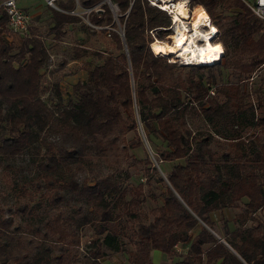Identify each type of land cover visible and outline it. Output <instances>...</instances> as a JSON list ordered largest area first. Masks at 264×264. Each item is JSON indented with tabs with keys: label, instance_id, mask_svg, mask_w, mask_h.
<instances>
[{
	"label": "trees",
	"instance_id": "obj_1",
	"mask_svg": "<svg viewBox=\"0 0 264 264\" xmlns=\"http://www.w3.org/2000/svg\"><path fill=\"white\" fill-rule=\"evenodd\" d=\"M100 2L55 5L89 8L87 22L108 32L47 6L54 37L80 23L116 51L74 44L59 65L88 56L98 62L71 85L65 103L57 82L47 84L41 72L48 61L41 36L30 28L25 36L8 34L0 7V175L16 197L10 214L0 210V264H100L105 249L125 252L126 264H150L151 251L177 256L173 264H264V218L257 216L264 208V94L252 104L242 89L264 66V23L239 0H188L216 28L223 62L183 66L151 50L170 34L164 11L147 0H111L120 37L113 11ZM220 68L235 81L218 87L210 75L202 80ZM138 129L155 163H172L166 184L146 151L140 159L131 153L142 145ZM136 162L147 183L154 176L163 185L157 195L148 192L157 205L146 223L135 210L146 197L143 184L127 182V166ZM231 208H239L233 229L215 234L213 214ZM130 220L127 235L122 221ZM86 226L93 237L84 260L69 261ZM177 245L187 247L177 254Z\"/></svg>",
	"mask_w": 264,
	"mask_h": 264
},
{
	"label": "rangeland",
	"instance_id": "obj_2",
	"mask_svg": "<svg viewBox=\"0 0 264 264\" xmlns=\"http://www.w3.org/2000/svg\"><path fill=\"white\" fill-rule=\"evenodd\" d=\"M172 1H176V0H172ZM245 1L248 3L252 2V0H245ZM100 3H105L110 8V10L113 11L114 26L112 30L119 31L121 25L120 22L117 20V11L115 6L112 5L111 0H101ZM15 5L19 9H24V10L29 9L30 12L37 13V14H33L26 10L31 17L29 28L35 30L36 33H38L41 36L43 45L46 48L48 54L47 65L41 70V72L44 75V79L47 82V84H52V82H57L60 91V97L63 103H65L66 99L70 97L71 85L77 81H82L85 78V72H86L85 70L91 65L98 62V60H96L94 57L88 56L78 61H68L63 66L59 65L61 62L60 60L65 59L67 57L68 52L71 50L74 44L82 43L92 50H98L101 52H106L111 54L116 53L112 44L110 43V40L108 41V39H103L98 34H93L88 32L86 29L80 27V23H72L70 25L65 24L61 29L63 31V34L58 38L54 37L53 32L50 31V27H51L50 13L47 10L48 7L42 2V0H15ZM94 8L95 10H97L99 8V4L94 6ZM186 8L187 11L189 12L190 17H192L199 10L204 11V9L193 11L192 10L193 7L188 8L187 3H186ZM220 12H222L225 15L228 14V11L225 9L220 10ZM76 13L78 14V16H80L82 22L87 24V20L85 16L82 15L83 13L80 12V9L79 10L77 9ZM189 21L190 20H186L184 24L189 26ZM172 33L173 32L171 31L170 34ZM169 35L165 36L162 41L170 43L171 39L169 38ZM213 40L214 42H217L216 38H214ZM156 41L158 40H154L151 46L155 53L157 52L158 54H160L155 48ZM170 44H172V42ZM171 52L169 55H166L168 57V62H173L176 63L177 65H180L177 62L178 59L174 58ZM219 62L222 63L223 59L221 58ZM209 75L213 77L212 79L214 80L215 83H217L218 87H222L228 82L231 83L235 81L234 76L231 75L230 71L225 68H220L219 71L212 72L211 74L204 71L201 75L202 80L203 81L210 80L211 78H209ZM242 84H243L242 89L245 90L249 95L248 102L255 104V99L258 96L260 97L261 96L260 94H264V66L262 70H260L256 75L252 76V78L249 79L248 81H244ZM43 100L48 104L50 100L53 101L54 99H50L48 96H44ZM138 133L142 141V145L141 147L134 148L131 151V153L135 156V158L140 159L143 157V150L146 151L149 155V159L152 163V166L155 167L156 173L162 177L163 183L166 184L165 175L168 173L169 166L172 163L162 162L160 164H156L155 161L153 160V157L151 156L149 149L145 144L143 135L140 133V129H138ZM125 167L126 166H123L122 168ZM127 167L129 172L131 173L127 182H129V184H131L132 187H135L139 183L143 184L142 192L143 195H145L146 197L145 200L142 202L141 207L140 208L136 207L137 209L135 210L137 212V217L139 221L142 223H146L151 219V215L149 214V209L157 205L156 202L150 200L148 196V192L151 191L153 192L154 195H157L160 191L163 190L162 189L163 185L162 183H158L155 180L154 176L150 177L148 183L145 181L142 172L144 168V164H139V162L138 163L136 162L134 165ZM6 182H7L6 179L0 175V210L2 211L3 216H6L11 213L13 209L12 205L14 204L15 202L14 200L16 199V197H14V194L9 190L8 184ZM18 200L20 202H26L30 206L32 205L31 201L28 200L26 196H22ZM238 211L239 208H231L224 210V212L220 214L218 213L213 214L212 218L214 219L215 222V226L213 227V230L215 234L222 235L223 232L227 230L226 228H228V230L232 229V226H234L232 222V217ZM262 213L264 215V209ZM49 214L50 216L54 215L53 212H49ZM257 216L263 218L261 214H257ZM220 217L222 219L225 218L226 224L225 221L224 220L222 221ZM14 219L17 222L19 221L23 223V219L19 217V214H15ZM132 221L134 220L122 221L126 226L125 234L127 235L131 234L128 225ZM230 222H232V224ZM91 237H93L92 230L88 226L84 227L77 233L75 238L77 239L78 244L76 247L70 248L72 250H70L69 252L70 254L69 261L84 260L83 254L87 249L88 241H90ZM120 240L125 243L124 248L131 250L133 249V246L128 243L127 238L122 237ZM186 247H187L186 245H182V246L177 245L176 253L177 254L183 253ZM177 260H178L177 256L168 257L165 254H162L158 251H153L150 254V262H151L150 264H173ZM98 262L100 264H126V254L125 252L122 251L112 252L110 250L105 249L104 257H102V259H99Z\"/></svg>",
	"mask_w": 264,
	"mask_h": 264
},
{
	"label": "bare ground",
	"instance_id": "obj_3",
	"mask_svg": "<svg viewBox=\"0 0 264 264\" xmlns=\"http://www.w3.org/2000/svg\"><path fill=\"white\" fill-rule=\"evenodd\" d=\"M164 6H168L174 21V31L169 35L172 44L165 41H156L155 48L161 55H169L170 52L185 60L186 64H208L217 62L223 53L219 42H211L216 28L210 23L205 11L199 10L192 17L185 6L186 0H163ZM185 20H190L191 30L185 28ZM178 24V25H177ZM181 35V36H180ZM197 41L202 43L196 44ZM151 49L152 46L150 45ZM154 52V50L152 49ZM154 54H158L157 52Z\"/></svg>",
	"mask_w": 264,
	"mask_h": 264
},
{
	"label": "built area",
	"instance_id": "obj_4",
	"mask_svg": "<svg viewBox=\"0 0 264 264\" xmlns=\"http://www.w3.org/2000/svg\"><path fill=\"white\" fill-rule=\"evenodd\" d=\"M56 1L57 0H42V2L46 6L52 8L55 11L61 12V13L73 14V15L78 16V14L76 13L77 9L78 10L80 9V12L84 13V14H87L90 11L89 8L88 9L80 8L77 3L72 10L64 11L55 5ZM239 1L250 11V13L255 18H257L258 20H260L261 22L264 23V0H252L251 3H248L245 0H239ZM147 2L149 5L155 6L156 8L164 11L169 16V18H170V30L173 32L174 27L176 25H174L172 13H171L170 9L168 8V6L172 5V3H168L166 6H164L163 0H147ZM186 3H188V0H186L185 6H186ZM0 7L2 8L3 12L6 15L7 33L10 35H15V36H25L27 34L28 28L30 26V21H31L30 14L24 9L17 8L15 5V0H0ZM87 24L90 25L88 22H87ZM90 26L95 28V29H100V28L105 29L106 32H108L110 30L109 27H105V26L104 27H94L92 25H90ZM185 28L187 29V31L190 32V30H191L190 22H189V26L185 25ZM171 31H170V33H171ZM117 32L119 33V35L121 34V30H119ZM215 35H216V33H215ZM215 35H214L213 39L216 38ZM7 36H8L7 39H9V35H7ZM166 36H168V35H166ZM213 39L211 40V42L214 41ZM170 43H171V40H170ZM199 43H202V42L201 41L196 42V44H199ZM172 55L174 56V58L178 59V61L177 60L176 61L180 65L196 66L195 64H186L185 60L176 54H172ZM209 93L212 95V90H210Z\"/></svg>",
	"mask_w": 264,
	"mask_h": 264
},
{
	"label": "crops",
	"instance_id": "obj_5",
	"mask_svg": "<svg viewBox=\"0 0 264 264\" xmlns=\"http://www.w3.org/2000/svg\"><path fill=\"white\" fill-rule=\"evenodd\" d=\"M25 10H27V9H25ZM27 11L30 12L29 9H28ZM30 13H33V12H30ZM33 14H37V13H33ZM263 209H264V208H263ZM263 209L260 210V211H258L257 214H261L262 217L264 218V215H263V213H262ZM212 217H213V216H212ZM228 223H229V222H228ZM230 223L232 224V222H230ZM233 227H234V226H232V229H233ZM232 229H229V230H232ZM151 252H153V251H151ZM151 252H150V254H151ZM150 254H149V259H150ZM150 263H151V262H150Z\"/></svg>",
	"mask_w": 264,
	"mask_h": 264
},
{
	"label": "water",
	"instance_id": "obj_6",
	"mask_svg": "<svg viewBox=\"0 0 264 264\" xmlns=\"http://www.w3.org/2000/svg\"><path fill=\"white\" fill-rule=\"evenodd\" d=\"M120 37H122V33L120 34ZM205 65H208V64H200V65H197V66H205Z\"/></svg>",
	"mask_w": 264,
	"mask_h": 264
}]
</instances>
